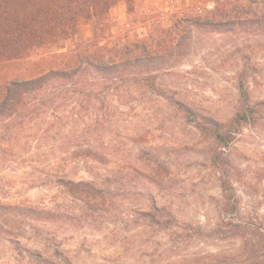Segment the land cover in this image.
Here are the masks:
<instances>
[{"label":"rangeland","instance_id":"1","mask_svg":"<svg viewBox=\"0 0 264 264\" xmlns=\"http://www.w3.org/2000/svg\"><path fill=\"white\" fill-rule=\"evenodd\" d=\"M214 1L203 0L201 12L182 9V15L212 11ZM172 16L134 14L127 19L117 11L111 13L110 33L105 29L100 35L111 36L113 43L124 37L156 40L160 30L179 18ZM92 30L80 23L77 39L91 41ZM175 41L179 44V35ZM182 44L169 66L155 74L167 95L222 124L239 108L240 78L251 102H264V33H191ZM106 102L110 121L96 128V134L94 128L82 134L85 127L79 123H62L65 144L48 140L42 157L18 154L0 166L5 199L0 196V202L64 215L49 225L0 216V264H61L56 252H63L71 264H195L207 254L234 253L236 242L214 235L221 194L220 170L211 162L217 149L213 142L186 125L170 104L136 89ZM87 146L96 150L95 161L75 162L66 172L74 181L90 178L100 185L104 200L89 208L55 188L51 177L37 179L53 160ZM222 153L230 167L237 219L264 228V119L244 127ZM152 204L167 208L171 218L151 224L144 213Z\"/></svg>","mask_w":264,"mask_h":264},{"label":"trees","instance_id":"2","mask_svg":"<svg viewBox=\"0 0 264 264\" xmlns=\"http://www.w3.org/2000/svg\"><path fill=\"white\" fill-rule=\"evenodd\" d=\"M120 2L126 5L127 19L134 15V0H0V166L18 154L42 157L48 140L65 144L68 140L60 136L62 123H79L85 127L82 134L88 128L96 134V128L110 121L106 100L136 89L170 104L186 125L207 136L218 149L211 157L212 166L220 170L221 194L220 223L214 235L219 241L236 242L238 248L231 254H207L195 264H264V228L237 219L230 167L222 160V150L244 127H255L264 119V102H251L240 78L236 87L239 108L222 124L167 95L155 75L169 66L174 50L184 46L191 33L263 34L264 0H225L222 4L216 0L212 11L191 17L173 15L179 18L170 28L160 30L156 40L132 42L124 37L121 43H113L111 36L104 38L100 32L110 33L111 13ZM80 23L92 26L91 41L77 39ZM178 35L179 44L175 41ZM95 157L91 146L73 150L44 166L37 179L49 176L55 188L82 206H95L104 200L100 185L90 178L74 181L67 175L75 162L88 164ZM167 212L152 204L144 216L157 225L160 219L171 218ZM0 216L9 222L43 225L64 218L54 210L14 202H0ZM54 257L61 264H71L63 252Z\"/></svg>","mask_w":264,"mask_h":264},{"label":"crops","instance_id":"3","mask_svg":"<svg viewBox=\"0 0 264 264\" xmlns=\"http://www.w3.org/2000/svg\"><path fill=\"white\" fill-rule=\"evenodd\" d=\"M202 2L203 0H134V14L159 16H167L169 14L179 16L182 15L184 10L201 12ZM117 11L123 18H127V8L124 2H120L112 13L116 14Z\"/></svg>","mask_w":264,"mask_h":264}]
</instances>
